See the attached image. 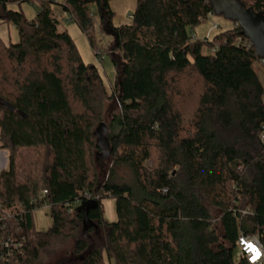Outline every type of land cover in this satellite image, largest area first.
<instances>
[{"label": "trees", "instance_id": "obj_1", "mask_svg": "<svg viewBox=\"0 0 264 264\" xmlns=\"http://www.w3.org/2000/svg\"><path fill=\"white\" fill-rule=\"evenodd\" d=\"M111 1L0 0L18 33L0 36V264H249L239 238L264 247V59L238 22L195 36L218 15L210 0H137L119 27ZM239 1L264 15V0ZM56 9L93 45L94 13L113 35L110 92Z\"/></svg>", "mask_w": 264, "mask_h": 264}, {"label": "rangeland", "instance_id": "obj_2", "mask_svg": "<svg viewBox=\"0 0 264 264\" xmlns=\"http://www.w3.org/2000/svg\"><path fill=\"white\" fill-rule=\"evenodd\" d=\"M137 7V0H112L111 8L115 13L113 18V26L119 27L124 24H128L131 21V15L135 12ZM9 8L12 10L23 11L28 19H33L38 14V8L28 2H15L9 4ZM61 20L59 30L68 31L72 38L74 39L77 48L84 60L88 64H94L99 69L105 87L107 91H111L112 87L115 85L116 81V69L112 62L110 55V45L113 42V35L110 34L105 27L101 26V20L98 13H94V45L91 44L88 36L82 32L79 26L68 19V16L62 13L59 9H56ZM227 25H232V21L228 20L225 16L216 15L211 19L201 23L196 27V37L199 39H205L211 28H214L208 38L213 39V37L224 31ZM11 34L13 42L18 41V33L16 29L11 26ZM212 50L210 48H205L204 53L210 54ZM264 66V62H258ZM113 206V210L111 209ZM105 210L107 220L110 222H115L117 220L115 205L107 200L105 201ZM35 226L40 231H48L53 225V220L50 214V210L45 207L36 211L34 215ZM105 259L108 262V258L105 255ZM264 264V260L262 262Z\"/></svg>", "mask_w": 264, "mask_h": 264}, {"label": "water", "instance_id": "obj_3", "mask_svg": "<svg viewBox=\"0 0 264 264\" xmlns=\"http://www.w3.org/2000/svg\"><path fill=\"white\" fill-rule=\"evenodd\" d=\"M214 11L218 15H225L227 19L238 22L243 29V34L254 45L258 55L264 59V15L257 14L252 9H247L239 0H210ZM106 126L101 124L98 129L99 141L107 144ZM90 203L95 207L97 203L86 202L81 208L88 210ZM85 223V230L87 228Z\"/></svg>", "mask_w": 264, "mask_h": 264}, {"label": "built area", "instance_id": "obj_4", "mask_svg": "<svg viewBox=\"0 0 264 264\" xmlns=\"http://www.w3.org/2000/svg\"><path fill=\"white\" fill-rule=\"evenodd\" d=\"M216 27L217 26L214 28ZM214 28L210 29L207 38ZM261 138L264 141V134L261 135ZM46 192L47 191H44V193ZM238 247L237 260L246 259L249 264H262L264 260V247L258 238L243 235L239 238Z\"/></svg>", "mask_w": 264, "mask_h": 264}, {"label": "crops", "instance_id": "obj_5", "mask_svg": "<svg viewBox=\"0 0 264 264\" xmlns=\"http://www.w3.org/2000/svg\"><path fill=\"white\" fill-rule=\"evenodd\" d=\"M228 20H230V19H228ZM230 21H232V20H230ZM232 23L234 24V21H232ZM232 28H233L232 25L231 26L230 25H227V27H226V29H232ZM9 35L11 36V39H12L11 26L9 27L8 25L3 24L2 21H0V36L3 37V38H8ZM195 36H196V32H195ZM255 66L257 68V71H258V74L260 76V79H261V81H262V83L264 85V66L261 63H256ZM7 166H8V152H6V151H0V172L2 170H4L5 168H7ZM109 201H111L115 205L114 201H112V200H109ZM111 209L113 210V206L112 205H111ZM50 214H51V212H50ZM51 217H52V215H51Z\"/></svg>", "mask_w": 264, "mask_h": 264}, {"label": "bare ground", "instance_id": "obj_6", "mask_svg": "<svg viewBox=\"0 0 264 264\" xmlns=\"http://www.w3.org/2000/svg\"><path fill=\"white\" fill-rule=\"evenodd\" d=\"M216 16V15H215ZM247 38V37H246ZM249 40V39H248Z\"/></svg>", "mask_w": 264, "mask_h": 264}]
</instances>
